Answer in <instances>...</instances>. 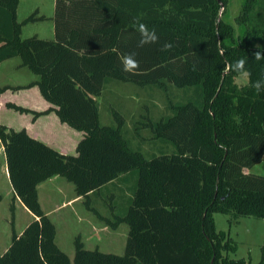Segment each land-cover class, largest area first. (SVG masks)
<instances>
[{
    "label": "trees",
    "instance_id": "obj_1",
    "mask_svg": "<svg viewBox=\"0 0 264 264\" xmlns=\"http://www.w3.org/2000/svg\"><path fill=\"white\" fill-rule=\"evenodd\" d=\"M20 1L0 0V64L20 57L38 78L0 86V95L38 86L49 108L7 106L35 118L54 111L83 137L75 154H65L0 121L14 192L35 216L19 234L12 204V238L0 264H251L230 257L237 243L217 228L215 213L230 222L264 219V174L253 172L264 163V91L251 86L264 80V60L254 59L264 50V0H244L238 30L228 20V0H56L53 39L23 37L26 24L47 17L37 10L19 20ZM137 18L155 28L158 44L137 46ZM165 43L172 47L162 51ZM129 53L137 54L136 74L123 71ZM240 58L248 61L245 85L227 68ZM114 80L164 91V112L152 115L145 105L132 134L115 107L117 123H102L98 98ZM173 87L188 96L175 100ZM144 131L163 144L159 152L144 150ZM55 176L72 182L109 227L128 224L123 254L88 248L80 234L74 257L60 247L39 195L40 184ZM130 179L131 194L107 203L111 215L92 206L93 195Z\"/></svg>",
    "mask_w": 264,
    "mask_h": 264
},
{
    "label": "rangeland",
    "instance_id": "obj_2",
    "mask_svg": "<svg viewBox=\"0 0 264 264\" xmlns=\"http://www.w3.org/2000/svg\"><path fill=\"white\" fill-rule=\"evenodd\" d=\"M243 2L244 0H228V20L234 23L237 30L239 29V25L236 18L240 14ZM55 4L56 0L20 1L18 9L19 20H23L38 9L40 10V15L44 14L47 17L45 20L33 21L25 25L23 28V37L35 33H38L40 37L44 38L52 37L48 33L50 32L52 25L54 31V20H52L51 16H54L55 14ZM20 62V57H13L1 63L0 86L11 83L14 80L20 81L21 83L29 82V76L25 72H29V74H32L35 77L37 76V74L33 73L28 67H23L24 69L19 70L18 63ZM247 82L248 80H241L239 84L245 85ZM107 88L106 95L101 99V121L104 124L117 123L112 112L113 107L117 108L124 116H126V128H129L130 132L132 129L134 130V121L139 117L140 113L147 111L145 105L149 106L152 115L155 114V116H159L165 110L167 99L162 90L149 87L143 88L134 83L121 82L118 80L109 83ZM171 91L175 100L185 99L188 96L182 89H178L177 87H173ZM9 112L16 113L15 110L11 109ZM70 128L76 134H81V131L73 127ZM144 135H146V138L142 145L145 151L159 152L160 149H162L163 144L160 141L157 142L150 137L148 132L144 131ZM3 161V155H0V245L2 248L4 247L3 244L10 243L9 241L12 238V204H14V193L10 191L9 181L4 173ZM253 172L264 174V163L256 165ZM59 180L63 181H59V183L53 187L54 191L50 193L52 196L48 197V202L45 204L48 208L52 207V199L53 202L61 201L64 197L72 195V191L75 190V185L72 182H69L63 177H60ZM120 182L122 183L120 189H114L112 194L102 196L98 194L93 195L91 202L92 206L98 208L99 211L106 215H111V207H109L107 203L115 198L118 199L119 196L126 198V193L131 194L132 187L135 185V182L133 184L132 179H130V181L120 180ZM42 196L43 199H45L46 193L42 192ZM76 204V210H80L83 215V221H78V218L74 217L70 208L60 209L51 216L58 229V244L60 247L67 253L73 255V233L82 231L86 238V246L88 248L93 249L99 247L103 251L123 254L125 252L128 238V224L123 223L118 228L113 229L100 220L92 210L87 209L85 199H83L81 203L79 202ZM230 218L231 216L228 214L220 212L215 213L217 228L229 232L231 237L237 243V250L230 251V257L245 258L250 261L251 264H259L264 249V219L254 216H243L240 218H234L230 222ZM28 219L29 216L26 211L22 206L18 205L15 210L14 222L16 230L20 231L23 229ZM78 222L80 223V228L78 227ZM77 235L78 234H76V236Z\"/></svg>",
    "mask_w": 264,
    "mask_h": 264
},
{
    "label": "crops",
    "instance_id": "obj_3",
    "mask_svg": "<svg viewBox=\"0 0 264 264\" xmlns=\"http://www.w3.org/2000/svg\"><path fill=\"white\" fill-rule=\"evenodd\" d=\"M38 11L40 13L39 9H38ZM52 17L53 16H51V18ZM52 20H54V19L52 18ZM51 30L48 34L51 35L52 37L47 38V39L55 38V24H54V31H53V25L51 27ZM52 32H53V35H52ZM35 34L39 35L38 33H35ZM42 38H44V37H42ZM18 67H19L18 69L21 70V69H24L23 67H25V66H23L22 63L20 62V63H18ZM25 71H28V70H25ZM25 73H27V75L29 76L28 77L30 79L29 82L34 81L38 78V76L35 77L32 74H29V72H25ZM29 82L21 83L20 81L14 80L8 84L20 85V84H27ZM107 89H105L103 94L98 98L100 104H101L102 97L104 95H106L105 93H106ZM8 102H14L16 104H20V105H23V106H26V107H29V108H32L35 110H40V111L49 108L51 106V104L43 97L38 86H32V87L22 88V89H18V90L8 89L4 93H2L0 95V121L7 124L8 126L14 128V129L26 128L28 130V132L30 133V135H32L33 137H35L37 139H40V140L46 142L47 144L51 145L52 147L56 148L57 150H59L62 153L75 154L77 152L78 143H79L80 139L83 137L82 131H81V134H76L75 132H73L70 128L71 126L69 127V125L67 123L62 122L61 119L59 118V116L54 111L47 113V114H43L37 118H35L33 116V114H31V113H21V112L16 111V110L15 111L17 114L9 112L10 109L11 110H14V109L9 108L7 106ZM101 106H102V104H101ZM9 120H11V121H9ZM0 151H1L0 155H3V160H4L2 162L3 168H4V173L6 174V177L9 181L10 191H12L14 193L15 208L17 209L18 205L22 206L23 209L26 211V213L29 216V219H28L27 223L25 224V227H23V229L18 231V233L21 234L24 231V229L26 228V226L34 219L35 216L25 206V204L21 201V199L14 192V188H13L11 180H10V175H9V170H8V165H7L5 147H4L3 143L1 142V140H0ZM59 179H60L59 176H55V177L41 183L39 186L40 201L42 203L44 210L50 216H52V214L56 213L60 209L70 208L74 217H77L78 221H83L82 220L83 215L81 214L80 210L79 211L76 210L75 205H77L76 203H79V202L81 203L84 198L79 196L75 190L72 191L73 192L72 195H70L68 197H64L61 201L53 202V199H52L51 200L52 207L48 208L45 206V204L48 202V197L52 196L50 193L54 191L53 187L57 183H59V181H63V180H59ZM121 184L122 183L119 180H117L113 184H110L108 187L104 188V190L102 191L103 193L100 192L98 195L102 196V195L112 194L114 189H118V190L120 189ZM42 192L46 193L45 199H43ZM126 194L128 196L130 195L129 193H126ZM78 224H79L78 227L80 228V223L78 222ZM76 234H80L83 238V241L86 244V238L83 235L82 231H78V232L73 233L72 240H75ZM9 242L11 243V240ZM57 242H58V229H57ZM10 243L3 244V246H4L3 248L0 245V250L2 252H5L8 249V247L10 246ZM74 252H75V249L73 250V255H71L70 253H68V254L71 257H74Z\"/></svg>",
    "mask_w": 264,
    "mask_h": 264
},
{
    "label": "clouds",
    "instance_id": "obj_4",
    "mask_svg": "<svg viewBox=\"0 0 264 264\" xmlns=\"http://www.w3.org/2000/svg\"><path fill=\"white\" fill-rule=\"evenodd\" d=\"M135 30L139 34V40L137 42L138 47H144L148 44H158L159 36L156 33L155 28H149L147 24L141 22L140 18H137ZM172 47L171 43H165L161 46L162 51H167ZM220 55H223V49L217 45ZM259 47V46H258ZM136 53H129L121 58V64L123 65V71L136 74L139 70V61L136 59ZM254 59L256 61L264 60V50L256 51L254 53ZM248 61L246 58H240L235 63L227 66L228 71L237 74V78L234 79L235 84H239L241 80L247 81L250 73L246 67ZM259 94L264 91V80H256L251 85Z\"/></svg>",
    "mask_w": 264,
    "mask_h": 264
}]
</instances>
